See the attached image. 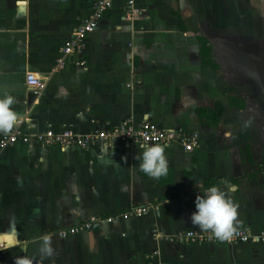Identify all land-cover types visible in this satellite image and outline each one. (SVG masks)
Wrapping results in <instances>:
<instances>
[{
  "label": "crops",
  "instance_id": "1",
  "mask_svg": "<svg viewBox=\"0 0 264 264\" xmlns=\"http://www.w3.org/2000/svg\"><path fill=\"white\" fill-rule=\"evenodd\" d=\"M94 1L0 0V95L15 98L20 128L33 136L0 149V264L16 257L32 264H264L263 243L177 238L200 230L190 217L211 186L236 205L238 228L264 231V108L253 103L259 90L264 100V88L257 91L264 66L262 79L255 76L264 47H249L254 63L241 55L243 31L264 21V0H114L84 50L58 68ZM200 38L216 69L203 64ZM27 72L42 79L41 94L27 85ZM231 96L245 107H230ZM218 101L225 107L219 125L202 123L197 110ZM125 120L195 132L199 144L192 151L158 144L166 146L168 172L155 179L140 171L139 144L62 149L35 137L87 134ZM143 206L142 215H123ZM92 218L90 230L58 235ZM45 234L55 249L47 259L39 252Z\"/></svg>",
  "mask_w": 264,
  "mask_h": 264
},
{
  "label": "built area",
  "instance_id": "2",
  "mask_svg": "<svg viewBox=\"0 0 264 264\" xmlns=\"http://www.w3.org/2000/svg\"><path fill=\"white\" fill-rule=\"evenodd\" d=\"M114 0H95L90 16L82 21L74 30L72 36L65 42L58 57V68H63L66 64V57L76 52H81L86 46L88 35L93 32L99 25L105 11L113 4ZM133 0H128V5H132ZM131 9V7H130ZM26 83L36 95L43 91L42 79L34 72H27ZM15 126L8 133L0 134V149H5L18 141H30L32 135L24 134L20 128L22 120H18ZM36 139L46 146H57L62 149L67 148H87L92 144L103 142L111 144L114 141H121L133 144H170L172 142H180L187 151H192L199 144V134L185 132L183 130L165 129L150 120L143 121L140 125H136L130 120H125L120 124L113 125L109 128H96L87 134H78L72 130H65L59 133H42L37 134ZM149 210V206L133 207L129 211L124 212V216L142 215ZM94 218L85 222L61 229L58 235L61 237H69L79 234L83 231L90 230L93 226ZM177 238L186 243H208V244H224V243H246L259 242L264 244V231L252 233L247 228H237V232L231 241H220L213 234L198 229L182 230L177 234ZM154 256H152L153 258ZM152 264H157L152 262Z\"/></svg>",
  "mask_w": 264,
  "mask_h": 264
},
{
  "label": "clouds",
  "instance_id": "3",
  "mask_svg": "<svg viewBox=\"0 0 264 264\" xmlns=\"http://www.w3.org/2000/svg\"><path fill=\"white\" fill-rule=\"evenodd\" d=\"M15 98L7 93L0 95V133L10 132L18 122V113L14 110ZM135 159L139 161L140 171L151 178L158 179L168 172L165 147L157 144L141 143ZM103 159V157H101ZM233 187L229 186L228 191ZM236 205L226 192L217 186L203 190L195 200V211L190 220L201 231L211 232L220 241H231L237 232L239 221ZM40 255L47 259L55 254L52 241L48 235L41 237ZM15 264H32L27 257H16Z\"/></svg>",
  "mask_w": 264,
  "mask_h": 264
},
{
  "label": "trees",
  "instance_id": "4",
  "mask_svg": "<svg viewBox=\"0 0 264 264\" xmlns=\"http://www.w3.org/2000/svg\"><path fill=\"white\" fill-rule=\"evenodd\" d=\"M181 29L184 31L186 30V27L182 22H181ZM200 40H201V53L203 57V64L211 65L213 68L216 69L217 67L211 57V48L207 45V42L205 41L204 38H200ZM228 101L230 107H238V108L245 107V102L242 99H239L235 96L229 97ZM197 113L202 123H205L209 126H218L223 114L225 113V107L223 105V102L218 101L214 108L198 109Z\"/></svg>",
  "mask_w": 264,
  "mask_h": 264
},
{
  "label": "rangeland",
  "instance_id": "5",
  "mask_svg": "<svg viewBox=\"0 0 264 264\" xmlns=\"http://www.w3.org/2000/svg\"><path fill=\"white\" fill-rule=\"evenodd\" d=\"M256 29H257L256 31L252 30L251 32L245 31V30L243 31L244 35H248V36L243 37V43H242V45L244 46V52L241 53V55L243 57L242 60L244 61L245 64H247V63L250 64L254 61L253 60L254 56H252L253 54L250 55V53L248 51L250 46H252L253 44H256V43L257 44L262 43L261 45H263V47H264V42H261V41H264V39H254V38H264V21L256 22ZM249 36H251V37H249ZM252 37H254V38H252ZM261 56H262V54H261ZM261 56H260V62H256L257 66L260 68V70H257L255 76L259 77V78H261V76L263 75V68L262 67L264 66V64L262 62V58H264V53H263V56L262 57ZM246 71H248V70H246ZM250 71H252V70H250ZM262 83L260 85H262ZM260 85L258 86L257 91L259 89H261V87L264 88V85L263 86H260ZM261 95H263V94H262L261 90H259L258 96L257 95L254 96L253 103L255 106H258L259 108H264V100L259 99V96L261 97Z\"/></svg>",
  "mask_w": 264,
  "mask_h": 264
}]
</instances>
